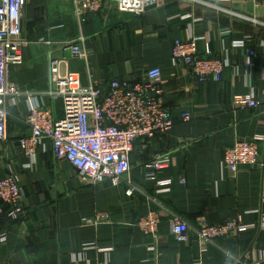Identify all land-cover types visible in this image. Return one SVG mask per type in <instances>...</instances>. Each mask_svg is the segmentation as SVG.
Here are the masks:
<instances>
[{
  "label": "crops",
  "instance_id": "0c3cea01",
  "mask_svg": "<svg viewBox=\"0 0 264 264\" xmlns=\"http://www.w3.org/2000/svg\"><path fill=\"white\" fill-rule=\"evenodd\" d=\"M79 2L25 1L19 61L11 67L10 81L32 102L54 104V115L60 116V100L45 94L52 60L66 59L85 86L105 87L114 78L143 82L147 70L158 67L161 100L173 125L165 134L135 142L130 184H86L48 142L33 158L20 151L18 138L30 133L28 99L22 95L10 104L7 139L0 141V179L11 167L23 196L15 219L0 200L5 237L0 264H264V27L190 0H158L140 15L103 0L99 12L79 16ZM222 5L264 21V1ZM191 38L197 39L199 56L227 60L220 81H199L186 65L171 62L174 40ZM239 40L243 44L236 45ZM74 43L84 57L72 53ZM250 92L257 106H234V95ZM257 136H263L260 163L229 174L222 165L226 147ZM160 152L171 155L157 174L170 180L161 188L143 168ZM150 210L161 219L154 236L136 226ZM174 216L186 224L188 242L171 232ZM225 221L252 228L213 242L198 237L202 226Z\"/></svg>",
  "mask_w": 264,
  "mask_h": 264
},
{
  "label": "built area",
  "instance_id": "2783aa9c",
  "mask_svg": "<svg viewBox=\"0 0 264 264\" xmlns=\"http://www.w3.org/2000/svg\"><path fill=\"white\" fill-rule=\"evenodd\" d=\"M26 0H0V141L7 139V123L10 104H17L22 95L28 99L25 116L30 133L20 137L17 145L27 157L33 158L37 149H45L48 142L52 153L67 160L86 184L110 181L118 184L130 181L131 155L137 140H148L167 133L173 120L161 100V70L149 68L146 81L130 83L127 80L111 79L108 86L82 85L76 74L68 70L66 59H54L49 66L50 88L45 92L50 99L60 100V116L54 115V104L43 101L32 102L29 93L21 92L9 79L11 67L19 61L22 44L21 11ZM113 6L124 12L140 15L155 6L158 0H109ZM206 7L224 12L264 27V21L230 9L222 2L229 0H190ZM260 3L264 0H245ZM103 0H80L75 13H97ZM197 39H175L170 60L173 64L186 65L199 81L212 79L220 81L228 64L222 58H204L198 55ZM244 40L234 41L236 45ZM73 54L84 57L77 43L70 45ZM254 55V51H249ZM235 107H255L258 101L253 92L233 96ZM186 119L188 117H185ZM263 136L251 140H236L223 152L222 165L235 175L240 166H255L260 163L259 143ZM171 155L155 153L143 165L145 175L158 187L168 186L169 179L159 180L158 172L168 167ZM9 173L0 179V200L10 207L8 216L12 219L21 212L20 200L23 189L19 177L8 167ZM158 189L159 191L166 190ZM132 188L126 191L132 193ZM160 216L154 210L148 211L136 221V226L145 234L155 235ZM264 228V216L260 222ZM252 226L238 221H225L202 226L198 230L201 241L213 242L228 233L242 232ZM170 230L179 241L188 242L184 221L174 216L170 219ZM4 240V235H0Z\"/></svg>",
  "mask_w": 264,
  "mask_h": 264
}]
</instances>
